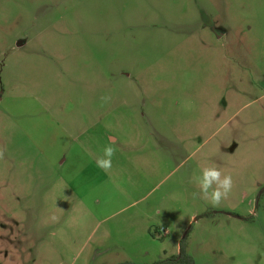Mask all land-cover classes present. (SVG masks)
Here are the masks:
<instances>
[{"label": "rangeland", "instance_id": "rangeland-1", "mask_svg": "<svg viewBox=\"0 0 264 264\" xmlns=\"http://www.w3.org/2000/svg\"><path fill=\"white\" fill-rule=\"evenodd\" d=\"M182 247L264 264V0H0V264Z\"/></svg>", "mask_w": 264, "mask_h": 264}, {"label": "clouds", "instance_id": "clouds-1", "mask_svg": "<svg viewBox=\"0 0 264 264\" xmlns=\"http://www.w3.org/2000/svg\"><path fill=\"white\" fill-rule=\"evenodd\" d=\"M115 155V149L111 146L103 149V157L96 160V166L105 172L112 168V158ZM197 183L201 186L203 192L208 193L209 189L216 187L210 193L213 205H218L223 199H226L233 188V179L231 175H223L217 168H205L202 175L197 177Z\"/></svg>", "mask_w": 264, "mask_h": 264}, {"label": "trees", "instance_id": "trees-1", "mask_svg": "<svg viewBox=\"0 0 264 264\" xmlns=\"http://www.w3.org/2000/svg\"><path fill=\"white\" fill-rule=\"evenodd\" d=\"M178 262H181V263L183 262L185 264H195L193 258L191 256L187 255L184 247L181 248V254L179 257H173L172 259L160 261V262H157L155 264H174V263H178Z\"/></svg>", "mask_w": 264, "mask_h": 264}, {"label": "crops", "instance_id": "crops-1", "mask_svg": "<svg viewBox=\"0 0 264 264\" xmlns=\"http://www.w3.org/2000/svg\"><path fill=\"white\" fill-rule=\"evenodd\" d=\"M111 143H114V144H116V143H118V139H116V138H114V137H111ZM163 232V231H162ZM166 232V231H165ZM167 233V232H166ZM170 233L168 232V235H169Z\"/></svg>", "mask_w": 264, "mask_h": 264}]
</instances>
